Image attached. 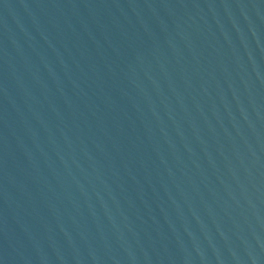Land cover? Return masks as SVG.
<instances>
[{
	"label": "water",
	"instance_id": "obj_1",
	"mask_svg": "<svg viewBox=\"0 0 264 264\" xmlns=\"http://www.w3.org/2000/svg\"><path fill=\"white\" fill-rule=\"evenodd\" d=\"M0 264H264V0H0Z\"/></svg>",
	"mask_w": 264,
	"mask_h": 264
}]
</instances>
